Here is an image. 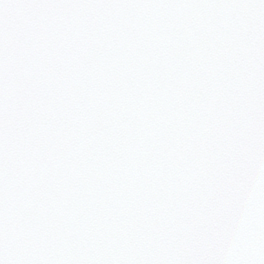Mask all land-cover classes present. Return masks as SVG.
I'll return each instance as SVG.
<instances>
[{"label": "snow or ice", "instance_id": "6c2138e0", "mask_svg": "<svg viewBox=\"0 0 264 264\" xmlns=\"http://www.w3.org/2000/svg\"><path fill=\"white\" fill-rule=\"evenodd\" d=\"M0 264H264V0H0Z\"/></svg>", "mask_w": 264, "mask_h": 264}]
</instances>
